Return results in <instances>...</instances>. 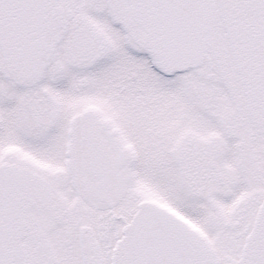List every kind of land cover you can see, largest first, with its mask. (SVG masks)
<instances>
[{
  "label": "snow or ice",
  "instance_id": "obj_1",
  "mask_svg": "<svg viewBox=\"0 0 264 264\" xmlns=\"http://www.w3.org/2000/svg\"><path fill=\"white\" fill-rule=\"evenodd\" d=\"M0 264H264V0H0Z\"/></svg>",
  "mask_w": 264,
  "mask_h": 264
}]
</instances>
